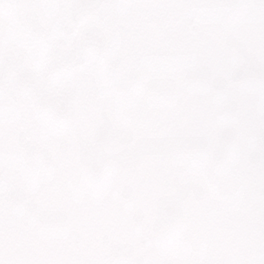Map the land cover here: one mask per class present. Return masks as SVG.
Listing matches in <instances>:
<instances>
[{"label": "snow or ice", "instance_id": "6c2138e0", "mask_svg": "<svg viewBox=\"0 0 264 264\" xmlns=\"http://www.w3.org/2000/svg\"><path fill=\"white\" fill-rule=\"evenodd\" d=\"M0 264H264V0H0Z\"/></svg>", "mask_w": 264, "mask_h": 264}]
</instances>
